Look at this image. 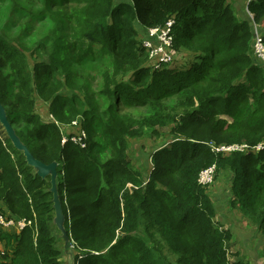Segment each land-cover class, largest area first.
<instances>
[{
	"label": "trees",
	"instance_id": "trees-1",
	"mask_svg": "<svg viewBox=\"0 0 264 264\" xmlns=\"http://www.w3.org/2000/svg\"><path fill=\"white\" fill-rule=\"evenodd\" d=\"M8 1L33 15L28 0ZM234 1L33 0L51 23L42 42L27 48L0 32V103L34 158L57 163L75 263L245 264L229 256L233 234L215 220L214 203L198 182L211 166L215 179L224 173L230 180L229 205L256 229L264 257V69L251 60L252 26L237 20ZM246 11L260 25L264 0L250 1ZM170 19L176 50L194 53L179 68L151 71L141 36ZM35 52L43 56L29 62L27 53ZM98 56L110 62L101 78L92 77L105 104L83 84L90 73L82 72ZM38 100L50 121L35 112ZM135 108L146 115L123 114ZM14 113L26 130L15 128ZM76 118L85 131L95 127L85 148L61 143V125ZM165 128L176 139L152 154L145 177L133 169L128 143ZM244 143L262 148L226 156L210 147ZM99 148L110 152L107 160ZM52 199L49 178L40 179L2 132L0 212L31 226L19 234L0 229V264H68L54 234Z\"/></svg>",
	"mask_w": 264,
	"mask_h": 264
},
{
	"label": "rangeland",
	"instance_id": "rangeland-1",
	"mask_svg": "<svg viewBox=\"0 0 264 264\" xmlns=\"http://www.w3.org/2000/svg\"><path fill=\"white\" fill-rule=\"evenodd\" d=\"M37 1V0H35ZM40 1V0H39ZM32 2V3H30ZM25 5L27 7H34L33 9V15L31 16L29 13H26L24 11L17 9H13L9 3L8 0H1L0 1V32L2 34H5L7 37H9L11 40L14 41L17 45H23L27 48H33L37 43L42 42L45 37V33L50 29L51 23L48 19V17L40 12L39 4H34L33 0H28L27 2L24 1ZM246 0H243L241 4H237L236 2L232 3V8L235 12V16L237 20L241 21H249L252 29L254 23L251 21V18L246 11L245 6ZM15 11H18V13H14ZM65 12V11H64ZM63 12V13H64ZM31 25L30 30H25L27 27V24ZM34 27V29H33ZM256 28L259 30L260 33L264 35V20L260 23V25H256ZM253 33H252V39H251V52L250 57L252 62L257 64V61L255 57L252 55L253 50ZM175 43L173 41V46L169 50V54L173 55L172 64L170 67L179 68L181 65H186L190 61V57L193 55V49L186 48L181 50H176ZM145 52V67L149 68L151 71H155L153 61H150L148 57V53L145 49H143ZM35 56H29L27 53V60L29 62L33 61L36 57L40 58L43 55H39L37 52L34 53ZM254 63V64H255ZM163 65L159 67H163ZM107 68H110V62L107 59H102L100 56H98V59L93 61L90 65L87 66V70L85 72H82V75L84 73H90L89 78L86 79V82L84 84L85 92L89 95L94 96V100H97L95 102H104V98L99 96L100 94V88L102 89V86L98 87V81L97 79L94 80L92 77H100L103 75V72L106 71ZM82 75L79 78L78 82H82ZM101 78V77H100ZM131 79L129 75L121 78L120 81L128 82ZM101 85V84H100ZM41 100H38L36 104L34 105L35 112L39 113L41 120L46 121L49 120L48 118V112L46 109V105L41 103ZM103 108H100L102 110ZM123 114L130 116L132 118H141L144 115H146V109L145 108H135L126 111L125 109ZM12 118L14 119L15 128L22 132L23 130L27 129V126L19 125L16 122V114L14 113L12 115ZM50 121V120H49ZM76 121V125H79L82 130L84 129L81 127L82 123H79V120L76 118L72 122ZM72 122L67 125H61V133L62 135L70 133L71 135H77L79 130L77 129L74 133L72 130ZM4 135V131L2 127L0 126V135ZM86 133L88 135V140H92L95 135V127L89 126L86 129ZM176 138L174 136H170L168 129H161L159 130V135L151 137L150 132L148 130H145L143 135L139 138H133L128 143V150L127 154L128 157L131 160V164L133 169L140 171L143 176H147L148 171L152 169L151 165V156L152 154L162 148L165 147L170 142L174 141ZM97 142H100V139H97ZM81 147V146H80ZM82 148V147H81ZM98 156L101 158L102 161H105L109 158L110 152L103 148L101 150L100 148L97 150ZM224 173L221 175H218V179L212 180L211 183L207 184L205 188L207 189L209 196L211 197L215 212H216V218L215 220L220 223L225 229H229L232 234L233 238L227 245L228 254L232 259H241L245 264H264V257H263V251H262V245L263 242L260 239L259 235L255 234L256 229L254 227H250L245 217L238 212L237 209H231L229 205L230 200V180L226 178ZM228 179V181L226 180ZM56 227V226H55ZM57 232L56 234L59 237V247L62 249L64 248V241L61 237V233L56 227ZM12 233V232H10ZM70 237H73L71 233H69ZM71 242V241H70ZM1 248V246H0ZM74 252V247L72 249ZM236 253V255H235ZM235 255V256H234ZM63 260H69V264H76L74 259L67 258L65 254L63 253Z\"/></svg>",
	"mask_w": 264,
	"mask_h": 264
},
{
	"label": "built area",
	"instance_id": "built-area-1",
	"mask_svg": "<svg viewBox=\"0 0 264 264\" xmlns=\"http://www.w3.org/2000/svg\"><path fill=\"white\" fill-rule=\"evenodd\" d=\"M252 0H246L248 4ZM251 21L252 16L249 14ZM174 25V20L170 19L165 25L160 27H154L146 29V31L141 36V46L148 53L150 61H153L155 70H160L165 67H170L172 64L173 55L169 54L170 48L173 46L174 37L172 34V29ZM253 56L255 57L258 64H260L264 69V38L263 34L259 32L256 28V24L253 25ZM163 67H159L163 65ZM73 133L78 129L77 135H71L70 133L62 135L61 143L65 144L67 141L74 143L75 145L85 148L87 133L79 125H76V121L72 122ZM61 129V127H60ZM61 131V130H60ZM62 134V133H61ZM211 150L222 155H231L233 153H244L247 151L258 152L262 148V144H259L255 148H250L247 144H229V145H210ZM216 169L215 166H211L199 174V184L205 187L207 184L211 183L215 179ZM31 226V221L23 218H15L8 216L5 213L0 212V229L7 232H12L19 234L26 227ZM70 247H74V243H70Z\"/></svg>",
	"mask_w": 264,
	"mask_h": 264
},
{
	"label": "water",
	"instance_id": "water-1",
	"mask_svg": "<svg viewBox=\"0 0 264 264\" xmlns=\"http://www.w3.org/2000/svg\"><path fill=\"white\" fill-rule=\"evenodd\" d=\"M0 125L3 128L7 138L10 140L12 146L19 152L22 153L25 158L26 164L33 168L36 175L40 179L49 178L51 184V193H52V202L54 209V224L61 233V237L64 241V248L68 249L70 247V238L68 237L66 231L64 230V215L62 213V205L59 200V195L56 187V168L57 163L52 162L50 164H44L43 162L34 158L30 153L29 149L21 142L19 137L16 135V132L12 125L9 123L6 112L2 104L0 103Z\"/></svg>",
	"mask_w": 264,
	"mask_h": 264
},
{
	"label": "crops",
	"instance_id": "crops-1",
	"mask_svg": "<svg viewBox=\"0 0 264 264\" xmlns=\"http://www.w3.org/2000/svg\"><path fill=\"white\" fill-rule=\"evenodd\" d=\"M234 2H236L237 4H241L242 2H243V0H235ZM245 6V5H244ZM245 8H246V6H245ZM63 253L65 254V256L67 257V258H71L72 259V257H71V252H70V249L68 248V249H65V248H63ZM68 264H69V260L67 261V260H65ZM77 264V263H76Z\"/></svg>",
	"mask_w": 264,
	"mask_h": 264
},
{
	"label": "bare ground",
	"instance_id": "bare-ground-1",
	"mask_svg": "<svg viewBox=\"0 0 264 264\" xmlns=\"http://www.w3.org/2000/svg\"><path fill=\"white\" fill-rule=\"evenodd\" d=\"M216 169V168H215ZM71 241V240H70ZM69 249L72 251L73 248L69 247Z\"/></svg>",
	"mask_w": 264,
	"mask_h": 264
}]
</instances>
